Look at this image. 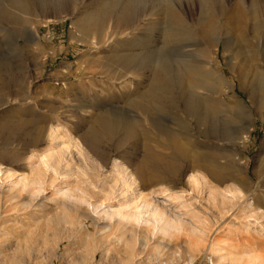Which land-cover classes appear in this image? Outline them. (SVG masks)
Returning a JSON list of instances; mask_svg holds the SVG:
<instances>
[{
  "label": "rangeland",
  "instance_id": "rangeland-1",
  "mask_svg": "<svg viewBox=\"0 0 264 264\" xmlns=\"http://www.w3.org/2000/svg\"><path fill=\"white\" fill-rule=\"evenodd\" d=\"M46 1L51 3L49 9L64 10L59 19L41 22L35 12L31 22L13 25L7 19L14 11L11 0H0V76L6 80L0 83V200L2 197L1 222L7 225L4 230L15 226L21 228L20 234L28 231V243L41 252L33 264H219L218 256L229 260L237 253L253 256L254 264H264V94L256 106L246 99V93H256L261 82L253 71L264 73V0H258L260 12L255 19L242 4L237 6L241 43L228 36L227 50L220 42L209 56L212 69L234 85L229 95L248 106L250 131L246 139L234 143L229 138L208 139L203 131L192 128L182 132L187 143L195 142L190 150L200 151L216 172H224L221 182L199 172L206 185L197 189L186 184L189 173L175 176L174 182L155 172H148L145 178L138 175L145 151L170 154L163 136L155 130L143 139L136 135L117 136L105 142L100 147L103 157L82 142L95 116L104 114L111 121L121 122L127 121L126 116H134L129 106L134 88L129 87L128 74H133V81L144 87V74H139L158 59L169 64L177 58L188 60V66L202 70L204 67L192 60V53L197 54L194 42H167L161 37L163 22L152 10L160 0ZM111 2L115 3L113 14L128 8L131 22L140 23L138 29L122 39L114 37L105 48L93 49L80 43L82 34L71 26L70 14L79 17L99 12ZM33 32L40 53L26 44ZM114 33V26L107 23L100 36L110 38ZM125 58L134 60L141 69L117 64L116 59ZM249 59L252 67L247 64ZM15 71H19L16 75L22 80L20 94L9 97L14 81L10 75ZM84 110L88 114H83ZM161 118L156 117L154 122L161 124ZM227 119L224 123L229 131L232 119ZM168 120L164 118L163 122ZM211 120L212 124L222 121L215 117ZM48 126L61 134L52 145L45 139ZM12 127L21 130L23 141L15 137L6 140L3 134ZM33 130L43 133L31 144L29 132ZM49 153L55 161L53 170L38 164V159ZM28 156L31 163L26 161ZM114 160L126 171L121 173V167H113ZM35 169L43 177V192L29 202V192L18 183ZM128 174L136 185H131ZM234 186L242 192L254 189L253 197L230 200L224 194L226 198H220L226 188ZM59 189L82 197L86 204L70 211L59 204L60 196L54 197ZM213 189L215 194L210 191ZM143 198L150 200L152 208L163 210L173 223L178 222L181 230L173 233L171 239L156 234L148 240L140 233L149 230L146 227L134 226L138 230L134 232L103 217L105 212L140 205ZM21 203H29L30 207L23 210ZM42 230L48 231L43 240L38 236ZM211 245L213 257L208 253Z\"/></svg>",
  "mask_w": 264,
  "mask_h": 264
},
{
  "label": "bare ground",
  "instance_id": "bare-ground-1",
  "mask_svg": "<svg viewBox=\"0 0 264 264\" xmlns=\"http://www.w3.org/2000/svg\"><path fill=\"white\" fill-rule=\"evenodd\" d=\"M11 3L14 11H12L11 15L9 14L7 19L13 25L31 22L32 20L30 17H32L35 12L39 13L41 22L49 18L59 19L64 13V10L61 9H49L51 3H47L46 0H11ZM114 4V2H111L107 7L101 8L102 10L100 9V11L98 10L99 12H88L86 15H81L79 17L70 14L71 26L82 34L80 43L85 45L88 44V46H91L93 49L105 48L110 41L115 39L114 37L117 36L119 39H122L138 29L140 23H138L139 21L135 23L131 22L130 14L127 10L128 8H125L123 11L119 12V14L112 13V8L115 6ZM239 4L244 6L253 19H255L254 17H257L256 15L260 12L258 0H160L156 3V6L152 8V10L155 16L159 17L158 21L163 22L161 26L164 28H161V37L165 38L167 42L168 40L174 41L175 39L194 42L197 54L192 53V60L195 59L194 62L204 68L202 70H196L187 65L190 61L178 60V58L171 64L166 62L167 60L158 59L153 61L150 65H147L148 67H146L144 73L139 74H144V87H141L140 83L134 82L135 80L133 81L135 77L133 74H128L127 78L130 81L129 87L134 88V92L132 93L133 98L129 103L130 108L135 112L133 113L134 116H126L127 121L122 122L119 120L111 121L107 119L104 114L95 116L93 122H91V126L87 128L82 136L84 145L97 156L103 157L105 153H102L100 147L105 142H111L117 136L131 137L136 135L140 139L142 136L143 139L144 135L155 130L157 134L163 136V142L169 147L170 154L163 155L145 151V155L142 157L141 161L139 160L140 166L138 175L141 178H145L147 174H149L148 172H155L156 174L166 176L170 182H174L175 176L189 173L187 174L186 184L190 185L193 189H197L200 186L206 185V179L198 174L199 172H203L214 180L221 182L224 179V177H222L224 176L223 169L216 172L215 169L211 167L210 163L206 162L205 157L202 156L200 151H193L194 149L190 150V147L192 149L195 142L191 144L187 143L185 141V135L182 132L183 130L192 128L195 131H203L205 137L208 139L214 136L217 138H229L232 142L239 143L246 139V135L250 131L248 106L229 95V91L234 88V85L229 84L226 78L214 71L215 69L213 70L211 65L212 59L209 60V56L217 50L220 42L223 43L224 51L227 50L228 36L233 38L235 42L241 43L240 24L237 11V6ZM104 6L106 5L104 4ZM72 8L73 10L75 9L74 3L72 4ZM23 15H25L26 18L22 17ZM107 23H111L115 30V35L110 38L100 36L102 35L100 33L103 25ZM149 32H152V30ZM26 44H29V48L32 47L37 51L39 50L37 49L39 46L37 44L35 32L32 33L31 40L27 41ZM133 58L130 59L133 60ZM116 60L117 64H120L122 68L134 66L139 71V69H141L139 67H142L141 65H135L134 60L133 62L127 58ZM251 61L252 59L247 61L249 67H252ZM17 72L19 73V71H15L10 75L11 79L14 81L12 85L13 89H11L10 92L8 91L10 94L9 97H15L20 94L22 80L20 77H17ZM253 72L259 77L261 82L257 87L256 93L253 91L246 93V99L251 106H256L259 104L264 94V73L257 70ZM240 80L243 85V78L240 77ZM5 81L4 77L0 76V83L3 84ZM82 113L86 115L88 114V110H84ZM156 117H164L170 120L163 122L164 118H161V124H157L154 122ZM212 117L221 119L222 121H220L219 124H212ZM227 118L232 119V121H230L231 126L229 127V131L226 129L224 123L228 120ZM41 130L29 132V134H31V136H29V142L31 144L37 142V138L43 133ZM21 133L19 128L12 127L5 130L3 135L6 140L15 137V139L18 138V140L23 141ZM44 133L48 145H52V142L57 139L60 140L61 134L58 133L55 127L48 126L44 130ZM1 135L2 133L0 137ZM133 143L137 145V142ZM29 160L30 156L26 158V161ZM29 163L31 162L29 161ZM38 164L43 165L45 170H53L55 161L53 160V156L49 153L41 156L38 159ZM112 166L116 169L121 167V173L126 171L116 160L113 161ZM1 173L2 171L0 168V174ZM8 173H6L7 177H9ZM4 178L6 179L5 176ZM9 179L11 178L9 177ZM128 179H130L131 185H136L129 174ZM42 181L43 177L39 176L35 169V172L31 171L27 178L22 177L20 183H18L21 184L22 190L26 189L29 192V202L37 197L39 193L43 192ZM121 181H124L123 176L121 177ZM258 187L259 185L257 189ZM243 188L246 189L244 186ZM209 189L208 195H210ZM210 191L213 193L215 192L214 189ZM254 191V189H250L243 190L242 192L240 188L234 186L232 188H226L222 195L220 194V198L225 199L226 196L229 195L230 200H243V196L252 198ZM55 194L56 196L54 197L60 196L59 199L61 200L59 204L70 211H77L78 206L86 204V201L82 197L63 193L60 189L58 192H55ZM164 194L168 195L167 191H164ZM214 194H212V196ZM224 194L226 196H224ZM15 198L18 203L19 197L16 196ZM145 198H143L140 205H136L129 210L123 207L112 213L105 212L103 217L112 220L111 222H113V224L125 228L128 227L134 232H138L137 227L134 226L146 227V229L149 230L140 233L148 240L154 239L156 234H159L161 238L171 239L173 233L181 230V225L178 222L173 223L163 210L152 208L150 200L148 201ZM63 199H65V201H63ZM2 202L1 197L0 264H33L41 252L34 250L33 246L28 243L27 230V232H21L22 234H20L18 232L20 227H15V224L12 222L15 228L12 227L9 231L4 230L3 227L7 225L1 222V215L4 213L2 210ZM5 203L7 202L5 201ZM250 205V203L247 204V206ZM88 206H90V204H87V207ZM21 207L23 210H26V208L30 206L29 203H21ZM148 207H151L149 211H147ZM145 214L146 218H144ZM109 228L111 227L109 226ZM46 232L48 231L42 230L38 234L39 238L42 240L47 238ZM208 251L211 257H213V245L210 246ZM130 256H132V253ZM241 256L237 253L229 260H226L224 255L218 256L216 258V263H255L256 259L252 258L253 256Z\"/></svg>",
  "mask_w": 264,
  "mask_h": 264
}]
</instances>
